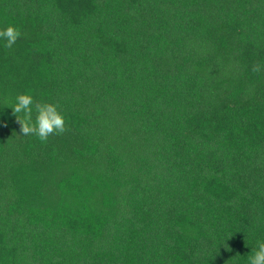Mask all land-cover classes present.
Instances as JSON below:
<instances>
[{"label":"trees","instance_id":"obj_1","mask_svg":"<svg viewBox=\"0 0 264 264\" xmlns=\"http://www.w3.org/2000/svg\"><path fill=\"white\" fill-rule=\"evenodd\" d=\"M9 25L0 264H249L264 242V0H0ZM19 94L57 105L68 131L23 136Z\"/></svg>","mask_w":264,"mask_h":264},{"label":"clouds","instance_id":"obj_2","mask_svg":"<svg viewBox=\"0 0 264 264\" xmlns=\"http://www.w3.org/2000/svg\"><path fill=\"white\" fill-rule=\"evenodd\" d=\"M21 36V31L13 25L0 30V39L6 41L5 47L12 48L17 39ZM253 73L264 71V65L255 63L252 65ZM16 122L20 125V132L23 136L35 135L41 142H47L49 136L61 135L68 131L65 125V118L58 110V106L42 101H34L30 94H19L16 102L12 106ZM35 119L33 120V113ZM23 113V116L19 115ZM249 264H264V242H258L257 249L249 257Z\"/></svg>","mask_w":264,"mask_h":264}]
</instances>
